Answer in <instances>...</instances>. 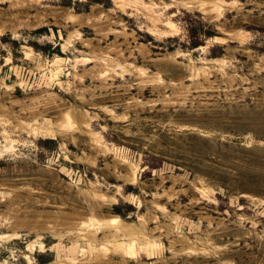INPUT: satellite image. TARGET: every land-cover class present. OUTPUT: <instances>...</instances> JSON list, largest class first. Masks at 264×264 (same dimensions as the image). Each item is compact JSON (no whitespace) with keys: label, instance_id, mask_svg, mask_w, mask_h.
Masks as SVG:
<instances>
[{"label":"rangeland","instance_id":"1","mask_svg":"<svg viewBox=\"0 0 264 264\" xmlns=\"http://www.w3.org/2000/svg\"><path fill=\"white\" fill-rule=\"evenodd\" d=\"M0 264H264V0H0Z\"/></svg>","mask_w":264,"mask_h":264},{"label":"bare ground","instance_id":"2","mask_svg":"<svg viewBox=\"0 0 264 264\" xmlns=\"http://www.w3.org/2000/svg\"><path fill=\"white\" fill-rule=\"evenodd\" d=\"M120 224H121V223H120ZM123 225L125 226V224H123ZM120 228H122V227H120ZM121 230L125 231L123 228H122Z\"/></svg>","mask_w":264,"mask_h":264}]
</instances>
